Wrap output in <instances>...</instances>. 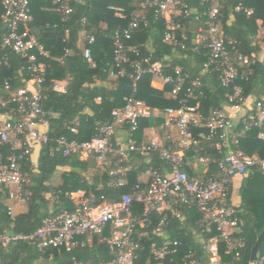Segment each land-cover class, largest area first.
Listing matches in <instances>:
<instances>
[{
  "label": "trees",
  "instance_id": "trees-1",
  "mask_svg": "<svg viewBox=\"0 0 264 264\" xmlns=\"http://www.w3.org/2000/svg\"><path fill=\"white\" fill-rule=\"evenodd\" d=\"M249 7L251 13L235 10V5ZM72 11L67 19H62L55 10L52 0H31L30 19L24 27L36 37L42 45L44 54L34 50L36 61L43 62V80L40 84L42 108L49 113L46 129L48 141L38 145L39 152L36 163L32 161V153L22 165L23 175L28 179L23 185L25 194V209L15 215L8 213L6 200L9 187L0 188V232L34 231L47 216L62 210L71 211L76 207L73 193L81 191L89 198L93 205L102 202H118L124 193L132 194L135 185L143 188L148 177L143 181L139 175L146 166L162 169L164 161L159 158L157 150L142 153L139 150L130 151L126 160L121 164L129 166L124 176V183L115 185L116 176H110L106 168L99 165L93 155L82 159L79 154L64 156L56 139L65 137L68 140L83 141L98 134V127L106 123L111 117V110L124 103V97L129 95L133 86L130 76L132 68L128 63L123 64L124 74L119 73L118 66L113 60L112 38L119 26L127 24L130 13L136 8V0H71ZM112 6L121 7L124 17L115 14ZM150 23L134 31L127 45L136 46L139 53L128 51L131 60L147 59L148 63L160 62L164 74H171L175 66H179L185 74L186 82L199 79L200 86L195 90V97H185L182 93L176 97L167 92L169 87L157 89L151 86V74H143L135 83V95L148 106L159 111L153 119L154 123L163 121L162 113L166 108H177L180 99L185 98L187 104H199L202 115H208L213 108H220L223 102L230 104L226 98L229 87L221 85L218 72L202 70V63L206 60L203 49L195 47L196 26L199 20L193 17L183 23L185 38L180 36L178 29H174L177 39L182 40L184 48L172 46L164 40L166 25L164 20L155 17L148 11ZM233 17L230 19V17ZM84 20V21H83ZM261 20L264 26V0H223L220 5V26L226 36V46L230 51L232 64L240 73L237 83L243 89L246 97L253 86L258 91L264 88V64L255 60L253 63H242L237 60L238 55L255 58L252 53L257 47L252 44L258 24ZM92 35L94 40L87 43L85 38L80 42V32ZM6 31L4 24H0V38ZM90 48V60L83 56V48ZM26 57H22L8 48L0 46V95L7 97L17 89L26 87L32 76V69L28 67ZM203 72V73H202ZM209 77L212 84H208ZM64 82V91L52 88V82ZM231 105V104H230ZM253 111V110H252ZM150 119H141L135 138L140 139L142 130L150 124ZM75 128V131L71 130ZM192 137L197 140L185 150L184 168L190 175L201 178L215 177L219 174L218 159L225 154L223 148H215L217 142L224 138L216 135L207 136L206 128L191 127ZM233 132L236 138L229 137L232 150L253 156L257 160L264 158V145L256 137L257 129H243V125L236 123ZM1 150H4L0 146ZM34 150V149H33ZM207 158L206 170L196 173L192 168L194 158ZM110 158V157H109ZM110 160H113L110 158ZM112 166V162L109 167ZM108 167V168H109ZM241 188V205L233 207L242 220L241 230L235 233L241 238L243 245L236 250L225 252V244L219 242V252L223 262L227 264H252L251 248L258 235L264 228V169L254 164L247 167ZM230 189L228 201H230ZM233 206V205H232ZM132 211L139 215L143 211L141 202L131 201ZM180 216L164 211L162 232H155V225L162 215L156 211L149 213L147 220V234L140 238L137 257L134 264H147L150 259L151 242L161 243L177 239L180 245L174 261L181 256L190 254L200 261V264H210L204 249V239L214 234V229L205 230L196 221L200 214L195 208H189L183 203L177 205ZM139 225H137L138 229ZM135 230L134 236L137 237ZM109 236L107 228L101 234L82 235L77 243L70 248L63 246L45 247L39 251L35 243L17 240L7 246H0V264H73L78 262L96 263L112 258L113 252L109 243L101 239ZM235 251L238 255H235ZM257 262L264 264V239L257 252Z\"/></svg>",
  "mask_w": 264,
  "mask_h": 264
},
{
  "label": "built area",
  "instance_id": "built-area-1",
  "mask_svg": "<svg viewBox=\"0 0 264 264\" xmlns=\"http://www.w3.org/2000/svg\"><path fill=\"white\" fill-rule=\"evenodd\" d=\"M31 0H0V24H4L6 31L0 38V46L8 48L14 53L26 57L28 67L32 69V76L28 80L31 88L26 86L10 93L7 97L0 95V188L9 187L8 198L25 201L23 185L28 179L21 170L22 163L28 159L35 146L48 141L46 132L48 115L41 106L43 95L40 84L43 80V62L36 61L34 50L45 53L42 45L37 41L24 24L30 19ZM71 0H52L55 10L62 19H67L72 11ZM223 0H136V8L130 13L126 25L115 29L113 44V60L124 74L123 64L128 63L132 68L130 74L133 86L129 95L124 97L123 105L111 110L110 119L99 125L98 134L83 141L68 140L59 137L56 142L64 156L87 153L93 155L99 165L106 168L110 176H116L115 185L124 183V176L129 166L121 164L126 160L130 151L139 150L142 153L157 150L159 158L164 161L162 169L146 166L143 174L148 180L143 188L135 185L132 194L124 193L118 202H102L96 205L84 197L83 192L74 197L76 207L74 210H62L44 218L41 225L29 233L0 232V246H7L17 240L35 243L37 249L42 251L45 247L63 246L67 249L77 243L82 235L101 234L105 228L109 236L101 239L109 243L113 252L111 259L96 263H82L73 260V264H134L139 248V240L147 234L146 226L149 213L156 211L162 215L155 225V232H162L164 211L170 210L172 214L180 216L177 208L179 203L189 208H195L200 214L197 225L205 230L214 229V234L204 239V249L210 264H227L222 261L219 252V242L225 244V252L236 250L243 245L241 238L235 236L241 230L242 220L237 215L232 204L228 201L230 180L234 175L242 174L247 167L254 164L264 169V158L257 160L241 151H229L217 161L219 174L217 176L201 178L190 175L184 168L185 150L192 143L191 127L206 128L207 138L219 135L223 138H236L238 133L233 132L236 123L232 117L220 108H213L208 115H202L199 104H187L185 98L180 99L177 108H166L163 121L159 124H148L145 129V142L140 143L135 138L141 119H153L159 111L148 106L138 98L135 83L143 74H151L159 78L162 88L168 86V94L176 97L182 93L185 97H195V90L200 86L199 79L186 82L185 74L179 66L173 68L171 74H164L162 64L158 61L148 63L147 59L131 60L128 51L138 54L136 46L127 45L132 33L140 27L150 23L147 16L152 11L155 17L162 18L166 25L164 40L172 45L184 48L182 40L177 39L174 29H178L180 36L185 38L184 25L190 18L199 20L196 26L194 49L201 48L206 55L202 63V70L218 72V79L224 87H229L226 98L230 104L239 109L245 102L243 89L237 83L240 76L237 68L232 64L230 51L226 46V36L220 26V5ZM115 14L124 17L121 7H111ZM244 10L251 13L249 7L241 4L235 5V10ZM84 21V20H83ZM81 33H84L81 30ZM87 43H92L94 37L86 35ZM83 56L90 60V48H83ZM237 60L242 63L254 62L256 58L238 55ZM52 88L60 91L62 85L59 81L52 82ZM253 111L242 114L237 123L243 129H257V137L264 145V94L255 101ZM125 131L123 139L117 138L116 131ZM75 131L74 127H71ZM143 131V130H142ZM113 160H110V158ZM200 161H207L199 157ZM112 162V166L109 167ZM109 167V168H108ZM79 192V191H78ZM141 202L143 211L136 215L132 211L131 201ZM8 213L11 207L7 205ZM139 225L138 229L136 228ZM138 231L137 237L134 236ZM180 241L177 239L161 243L151 242L150 259L147 264H200V261L190 254H185L174 261ZM235 255L238 252L235 251Z\"/></svg>",
  "mask_w": 264,
  "mask_h": 264
},
{
  "label": "crops",
  "instance_id": "crops-1",
  "mask_svg": "<svg viewBox=\"0 0 264 264\" xmlns=\"http://www.w3.org/2000/svg\"><path fill=\"white\" fill-rule=\"evenodd\" d=\"M232 18L233 17L231 16L230 19H232ZM257 24H258V27H257L256 33H255V36L252 39V44L257 47V51L255 53H252V55L253 56L255 55L256 60L260 61L264 64V26L261 24V20H257ZM84 38H85V34L80 32V42H79L80 45H82V41ZM206 82L208 84H212L209 77H207ZM60 84L62 85V88L60 91H64V89H65L64 82H60ZM27 86L31 88L32 85H31V83L27 82ZM151 86H153L157 89H161L162 88L161 80L159 78H153L152 77ZM263 94H264V88L260 89L258 91L257 85L253 86L250 90V93L245 97V102L243 103V105L239 109H237V108L233 107L232 105L227 104L225 102H223L221 104V109L227 115L231 116L232 120L235 123H237L238 118L242 114L252 111V109L254 108L255 101L258 100L259 98H261L263 96ZM145 132H146L145 129H143L141 136H140V139H139L140 143L145 142V139H146V135H145L146 133ZM199 134H201V132ZM116 136H117V138L123 139L125 136V131L122 129H118L116 131ZM256 137H257V134H256ZM221 147L223 148V151L225 153H227L229 151H234L231 148L229 137L224 138L221 142H217L215 144V148L220 149ZM38 152H39V147L35 146L33 153H32V161L34 163H36ZM90 156L91 155L87 154V153L80 154V157L82 159H87ZM206 164H207V161H200L199 158H194L192 161V168L197 174L202 173L206 170V167H207ZM243 177H244V175L237 174L231 178L230 201H231V204L233 205V207H236V208L240 207V205H241L240 188H241ZM146 178H147L146 175L143 173H141L139 175L140 180L144 181ZM80 195H81L80 191L72 194L73 197H78ZM6 203H8L7 205H9L11 207V212L13 215H15V214H17V213H19L25 209L24 201L7 198Z\"/></svg>",
  "mask_w": 264,
  "mask_h": 264
},
{
  "label": "water",
  "instance_id": "water-1",
  "mask_svg": "<svg viewBox=\"0 0 264 264\" xmlns=\"http://www.w3.org/2000/svg\"><path fill=\"white\" fill-rule=\"evenodd\" d=\"M263 239H264V228L261 231V233L258 235L256 242L254 243V245L251 248V262H252V264H255L258 260L257 252L259 250L260 244H261Z\"/></svg>",
  "mask_w": 264,
  "mask_h": 264
},
{
  "label": "rangeland",
  "instance_id": "rangeland-1",
  "mask_svg": "<svg viewBox=\"0 0 264 264\" xmlns=\"http://www.w3.org/2000/svg\"><path fill=\"white\" fill-rule=\"evenodd\" d=\"M150 121H151V124H153V116H151Z\"/></svg>",
  "mask_w": 264,
  "mask_h": 264
}]
</instances>
